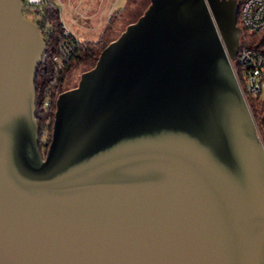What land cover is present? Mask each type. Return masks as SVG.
<instances>
[{"label":"water","instance_id":"95a60500","mask_svg":"<svg viewBox=\"0 0 264 264\" xmlns=\"http://www.w3.org/2000/svg\"><path fill=\"white\" fill-rule=\"evenodd\" d=\"M0 0V264H264V141L234 75L236 0H149L58 94Z\"/></svg>","mask_w":264,"mask_h":264},{"label":"trees","instance_id":"16d2710c","mask_svg":"<svg viewBox=\"0 0 264 264\" xmlns=\"http://www.w3.org/2000/svg\"><path fill=\"white\" fill-rule=\"evenodd\" d=\"M23 8L27 7L23 0ZM238 5L240 0H237ZM32 8V7H31ZM35 15L38 18L36 25L40 31L42 38L46 43V52L38 66L36 78H35V93H36V109H35V118L39 126V132L41 131L46 120L48 121V128L50 133H52L54 113H55V101L57 95L64 91L63 84L66 78L67 73L76 63L84 62L86 60H93L96 62L97 57L100 51L108 44L110 41L108 36L112 33L116 14L114 13L110 18L105 30L99 36L98 40L94 42L90 41H77L71 53L63 61L62 67L58 70H55L52 57L58 53V39L56 37L57 33L60 32L62 28V20L60 13L56 5L50 0H44L38 9H34ZM237 24L239 25V14L237 13ZM259 34H249L245 30L242 31L240 37V44L247 42L251 44L253 48L258 49L257 45V36ZM50 94L51 104L49 109L44 112L41 108V102ZM258 100L259 98H253L247 96V102L250 107V110L256 120L260 133H262V138L264 141V99L261 106L262 113L258 109ZM40 137V133H39ZM51 141V134L49 137L48 144L45 149H42L39 141V149L42 154L47 150Z\"/></svg>","mask_w":264,"mask_h":264},{"label":"built area","instance_id":"2783aa9c","mask_svg":"<svg viewBox=\"0 0 264 264\" xmlns=\"http://www.w3.org/2000/svg\"><path fill=\"white\" fill-rule=\"evenodd\" d=\"M27 7L38 9L44 0H23ZM22 2V1H21ZM23 4V3H22ZM239 27L249 34L258 33V49L244 42L239 45L235 59L232 60L234 75L240 90L247 96L264 99V0H240L238 5ZM242 34V33H241ZM58 53L52 57L55 70L62 67L63 61L71 53L74 44L79 41L62 22V28L56 35ZM58 96V95H57ZM51 104L50 94L41 102V108L46 112ZM39 137L42 149L48 144L50 131L48 121L43 125Z\"/></svg>","mask_w":264,"mask_h":264},{"label":"crops","instance_id":"0c3cea01","mask_svg":"<svg viewBox=\"0 0 264 264\" xmlns=\"http://www.w3.org/2000/svg\"><path fill=\"white\" fill-rule=\"evenodd\" d=\"M50 1L58 8L64 25L74 33L79 40H97L113 15L112 0ZM116 23L117 22L114 24V28L116 27Z\"/></svg>","mask_w":264,"mask_h":264},{"label":"rangeland","instance_id":"374dc122","mask_svg":"<svg viewBox=\"0 0 264 264\" xmlns=\"http://www.w3.org/2000/svg\"><path fill=\"white\" fill-rule=\"evenodd\" d=\"M112 1H113V14L117 13L116 14L117 17L115 19V22L117 23L113 32L108 36V39L110 41L117 38L119 34L125 29V27L129 23L135 21L149 5V0H112ZM22 13L24 17H26L27 19L35 23L38 21V18L35 15L34 8L24 7ZM94 41H90V42H94ZM94 64L95 62L93 60H86L84 62L74 64L66 75L63 84L64 90L75 87L79 81L81 73L92 68ZM262 101L263 99L258 100V105H259L258 109L261 113H262L261 106L263 103ZM258 131L262 138V133H260L259 128Z\"/></svg>","mask_w":264,"mask_h":264},{"label":"flooded vegetation","instance_id":"af4514ba","mask_svg":"<svg viewBox=\"0 0 264 264\" xmlns=\"http://www.w3.org/2000/svg\"><path fill=\"white\" fill-rule=\"evenodd\" d=\"M237 1V0H236Z\"/></svg>","mask_w":264,"mask_h":264}]
</instances>
